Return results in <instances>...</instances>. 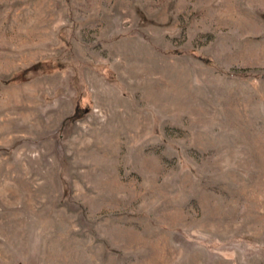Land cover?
I'll use <instances>...</instances> for the list:
<instances>
[{"label": "rangeland", "instance_id": "374dc122", "mask_svg": "<svg viewBox=\"0 0 264 264\" xmlns=\"http://www.w3.org/2000/svg\"><path fill=\"white\" fill-rule=\"evenodd\" d=\"M0 264H264V0H0Z\"/></svg>", "mask_w": 264, "mask_h": 264}]
</instances>
